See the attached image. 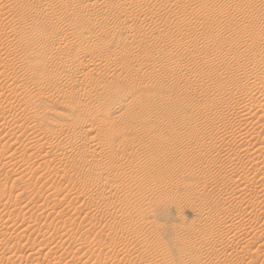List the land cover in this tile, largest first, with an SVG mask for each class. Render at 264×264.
<instances>
[{
    "label": "rangeland",
    "instance_id": "rangeland-1",
    "mask_svg": "<svg viewBox=\"0 0 264 264\" xmlns=\"http://www.w3.org/2000/svg\"><path fill=\"white\" fill-rule=\"evenodd\" d=\"M0 264H264V0H0Z\"/></svg>",
    "mask_w": 264,
    "mask_h": 264
}]
</instances>
